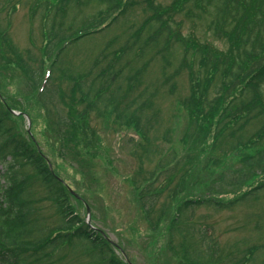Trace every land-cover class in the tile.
Returning <instances> with one entry per match:
<instances>
[{
    "label": "trees",
    "instance_id": "16d2710c",
    "mask_svg": "<svg viewBox=\"0 0 264 264\" xmlns=\"http://www.w3.org/2000/svg\"><path fill=\"white\" fill-rule=\"evenodd\" d=\"M39 1L34 0L33 4ZM40 5L46 12L47 23H52L45 31L48 65L38 66L35 55H23L2 27L0 43L12 49L14 64L27 71L30 92L37 96L45 111L49 109L52 84L60 73L70 78L76 97L87 107L76 118L73 111L68 112V117L56 112L58 131L52 125L46 131V137L53 143L52 154H47L33 130L15 125L26 112L20 108V113H15L18 102L6 95V80L0 69V264H51L55 250L68 241L70 233L88 237L94 243L99 238L100 244H112L100 228L82 220L75 208L70 206L68 212V194L79 200L81 197L62 177L51 156L64 159L62 148L68 141L79 157H108L103 138L92 126L94 110L108 118L115 111L119 123L132 124L147 141L142 144L146 156L161 155L160 144L149 137L160 114L155 113L143 122L145 114L138 110L139 106L151 107L162 89L176 94L182 86L187 88L185 93L180 90L177 97V104L189 119L184 130L185 142L189 143L199 127L213 141L206 153L210 159L200 160L199 169H205L208 163L212 165L210 171L222 169L218 167H223L222 161L214 157L219 151L227 158L225 152L231 150L236 163H240L231 170L229 183L233 188L221 190V195L232 194V198L194 194L177 200L178 205L184 204L185 208L209 203L233 205L264 191V0H172L167 4L159 0H43ZM138 6L146 13L143 21L119 46L110 49L117 40L114 39L96 51L85 77L64 68L65 54L72 46L109 32L122 15ZM4 8L5 5L0 7V12ZM185 18L208 20V26L223 46L200 37L196 29L185 31ZM160 61H164L161 75L149 87H142L148 67ZM134 88L142 95L141 105L138 103L141 98L137 97L129 105H123L122 95ZM30 116L35 123V117L31 113ZM252 123L258 126L251 131L248 126ZM60 140L61 149L54 144ZM174 159L176 153L167 156L162 167H168ZM112 164L111 161V168ZM38 180L44 189L42 195L34 189ZM43 202H50L62 213L55 223H47L45 214L38 211ZM178 205L170 218L177 225L179 216L184 214ZM207 235L206 232L195 241L190 232L185 233L184 259L180 264H208L223 258L217 257L219 248L209 246L213 241ZM203 239L208 240L206 253L200 244ZM259 250L264 252V241L246 249L241 263L252 259ZM204 255L208 260L202 259ZM108 264L131 262L122 263L112 256ZM258 264H264V260Z\"/></svg>",
    "mask_w": 264,
    "mask_h": 264
},
{
    "label": "rangeland",
    "instance_id": "374dc122",
    "mask_svg": "<svg viewBox=\"0 0 264 264\" xmlns=\"http://www.w3.org/2000/svg\"><path fill=\"white\" fill-rule=\"evenodd\" d=\"M42 1L34 5V0H0V7L5 5L4 10L0 12V27L7 31L12 44L23 55H35L38 66L43 64L44 67L50 63L46 51L45 31L52 23H47L45 19L46 12L40 5ZM159 1L167 4L172 0ZM132 9L122 15L109 32L72 46L65 54L64 68L69 69L73 75L85 77L96 51H100L114 39L117 40L112 43L110 49L119 46L143 21L146 13L142 6ZM191 29H196L204 39H213L220 46L224 44L211 31L206 19L185 18L184 30ZM12 56V49L1 42L0 69L6 80V95L13 96L18 102L15 113L18 114L20 108L26 112L19 124L15 125L31 132L33 130L43 150L52 154L50 147L53 143L46 137V131L51 125L58 131L56 112L68 117V112L73 111V117L76 118L81 115L87 104L76 97L77 92H74L70 78L60 73L52 84L49 109L45 111L37 96L30 92L31 81L27 71L23 66L14 64ZM6 60H10V63ZM163 62L151 63L146 70L142 87H149L161 75L160 67ZM179 82L184 83L182 80ZM180 90L185 93L187 88L182 86ZM179 91L169 94L162 89L154 97L155 104L153 102L151 107L139 106L138 111L145 114L143 122L155 113L160 114V120L151 128L149 137L156 144H160L163 149L161 155H151L150 158L146 156V149L142 144L147 141L132 124L119 123L115 111L109 118L97 110L91 112L92 126H95V132L103 138L108 149L107 158L89 155L79 157L76 150L68 146V141L64 145L61 140L54 143L59 149L63 145L62 152L65 157H51L57 163L62 177L82 200L80 202L74 194L69 193L68 212L70 206L71 209L75 208L82 220L87 221L89 218L95 227L106 232L114 244H100L102 241L99 238L96 239L97 243H94L95 241L88 237L71 235L68 231V241L55 250L51 264H108L112 256L122 263L129 259L132 264H180L184 259L182 242L188 232L195 241H199V237L207 232L208 239L213 241L209 242V246L215 245L219 248L217 257L223 258L208 264H242L244 251L264 241V191H260L256 197L241 199L233 205L209 203L188 208H185L184 204L178 205L177 200L194 194L203 197L209 193L212 198H232V194L221 195V190L233 188L229 183L231 170L240 165L236 163L230 150L225 152L227 158H224L223 151L214 155L217 160L222 161L220 164H223V167L218 166L222 169L210 171L209 167L212 165L209 163L205 169L198 168L200 160L209 161L210 154L206 153L208 148L211 149L213 141L208 133L199 127L193 132L195 135L189 143L185 142L184 139L187 138L184 130L189 119L186 111L181 110L177 104ZM136 97L141 98L138 102L141 105L142 95H139L135 88L122 95L123 105H129ZM30 113L35 117V123ZM257 126L258 123H252L248 127L252 131ZM210 134L213 137V134ZM154 142L152 141L153 144ZM173 153H176V159L168 167H162V162ZM111 161L112 168L109 166ZM1 168L0 163V170ZM34 189L39 191V195L44 193L40 180L34 183ZM87 205L90 207L89 215ZM176 205L180 210L184 209V214L179 216L178 225L170 219ZM38 206V211L45 214L47 223H55L62 214L50 202H43ZM201 241L202 252H208V240ZM115 244L120 245L122 250ZM202 259L208 260L205 255ZM263 260L264 252L259 250L255 251L253 258L245 264H258Z\"/></svg>",
    "mask_w": 264,
    "mask_h": 264
},
{
    "label": "water",
    "instance_id": "95a60500",
    "mask_svg": "<svg viewBox=\"0 0 264 264\" xmlns=\"http://www.w3.org/2000/svg\"><path fill=\"white\" fill-rule=\"evenodd\" d=\"M77 194V193H76ZM88 211H89V213H90V208H88Z\"/></svg>",
    "mask_w": 264,
    "mask_h": 264
}]
</instances>
